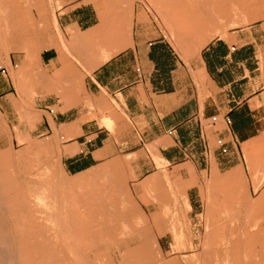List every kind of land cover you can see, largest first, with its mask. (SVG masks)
Here are the masks:
<instances>
[{
	"label": "crops",
	"instance_id": "obj_1",
	"mask_svg": "<svg viewBox=\"0 0 264 264\" xmlns=\"http://www.w3.org/2000/svg\"><path fill=\"white\" fill-rule=\"evenodd\" d=\"M54 2L60 5L56 16L66 51L60 43L43 50L42 65L49 74L72 72L70 63L76 65L85 74L86 96L76 102L44 83L34 99L41 118L29 124L31 116L22 113L0 73V113L13 138L34 132L60 138L61 164L68 175L90 170L125 148L135 153L154 145L165 159L161 167L152 164L156 169L186 178L193 174L217 178L222 171L243 165V157L248 159L244 147L264 140L262 23L224 32L197 49L205 36L199 20L188 17V25L167 29L149 12L148 0ZM92 49L113 55L86 72L82 63L91 61ZM89 99L106 108L90 109ZM114 105L117 115L107 109ZM54 107L51 114L48 108ZM215 115L219 120L213 123ZM225 116L232 119L230 126L225 125ZM103 119L111 125H104ZM218 137L232 138L228 154L217 147ZM147 165L137 163L136 174L150 172ZM251 183L254 188L253 177ZM263 200L264 194L257 203ZM188 201L191 212L198 214L201 204L194 187L188 190Z\"/></svg>",
	"mask_w": 264,
	"mask_h": 264
},
{
	"label": "rangeland",
	"instance_id": "obj_2",
	"mask_svg": "<svg viewBox=\"0 0 264 264\" xmlns=\"http://www.w3.org/2000/svg\"><path fill=\"white\" fill-rule=\"evenodd\" d=\"M148 1L151 3L149 10L151 15L162 20L167 29L174 27L175 24L178 25V23L188 25L189 18L193 19L192 15L188 14L189 9L192 7H198L202 11L204 9L210 11L212 13L211 18L214 19L221 13H226V18L223 21L227 25L233 21L234 15L232 11L238 7L237 2L235 1L234 3L233 0ZM59 6V3L56 4L54 0H0V65L10 69V77H4L3 79L9 84V90L14 92V96L21 104L22 113L26 112L27 115H30L32 122L38 117L41 118L40 114L42 112L36 110L34 99L37 95L38 86L44 85V83L48 87L54 88L55 93L69 97L72 100H76V102L81 101L82 96H86L85 74L76 65L73 66L68 61L73 68L72 72L55 70L49 74L41 62V53L45 49L54 48L60 43L62 49L66 51L63 35L58 30V23L57 25L55 24V19L57 21L56 8ZM12 13L15 17L11 16ZM7 15L11 16L12 19L10 17L7 18ZM181 19L184 21L180 22ZM204 21L207 22L205 19ZM261 23L264 27V17L240 26H230L226 32ZM214 24L216 27L225 26L219 22ZM210 29H213V27L206 29L205 33L208 34ZM7 34L17 36L14 44L9 45L7 43ZM172 40L175 43V40ZM175 44L178 45L179 43ZM89 55H91L90 51ZM12 60L14 65L18 64V67H14ZM90 62H92V57ZM84 65L86 63L83 62L82 66L85 71L91 72L86 70ZM78 74L83 76V83H78ZM69 77L73 78V80ZM19 80L20 82H18ZM70 88H73V90H69ZM87 102L91 104L89 107L92 110L97 109L93 105L106 108L99 106V103H95L94 100L89 99ZM54 108L56 109V107ZM107 109H110L109 114L118 113L116 105L107 107ZM100 113L105 114L103 111H100ZM48 115L50 116V114ZM123 117L125 118V116ZM102 123L107 126L111 125L108 119H103ZM34 125L33 123L31 127L34 128ZM15 129L17 130V128ZM61 143L62 140L60 138L38 135L36 132L26 134L25 137L17 134L13 138L12 128L9 127L7 118L0 113V153H6V151L11 153L10 161L13 163L11 167L14 172L11 168L12 171L9 172V168L4 164L1 167L3 171L8 169L6 171L11 176L16 173L15 176L25 178V181L31 186L34 187L36 185L37 191H34L35 189L31 186L29 188H32L31 190L34 189V192L41 195L43 204L41 207L44 208L46 216L52 215L50 217L52 222L56 223L57 221L55 220L59 218L58 222L63 223L62 217H64V213L70 212V210L79 206V203L80 205L82 204V207H87L89 204H86L87 198L84 199L86 202H83L85 206L81 202L84 197L82 195L83 192L85 194L89 193V196H91L90 192L94 194L97 191L99 193L100 190H102V193L103 191L107 193L110 191H107V189L110 188L103 190V181L105 183V180L108 179L111 182L110 185H112L115 178L129 177L128 185L131 200L124 198L126 201H122V205L129 209L130 219L133 220L132 222L139 224V226H141L140 223L141 221L143 222V219L146 223H157L165 231V234L160 235V237L159 233L157 234L162 250L155 248V258L160 261L161 256L159 253L161 254V251L163 253L162 261L159 262L157 260L158 264H164L165 261V264H209V262L210 264H218L220 260L215 258L210 252L213 249V243L217 240L228 241L238 246L237 248L235 245L233 254V256L236 255L237 257H235L236 264H264V200L257 203V199L264 194V140L251 147L253 156L250 159L252 160L249 161L243 157L242 169L240 167L232 169V171L240 170L234 177V181L229 182L224 179V176L231 170L222 171L217 178L207 175L204 178H199L193 174V177L198 179H196L197 184L188 186L183 192L177 188L170 187L168 182L173 181L178 184H184V182L186 183L193 177L186 178L175 171L163 170L162 168L156 169L155 165L152 164L161 167L163 163L158 158L159 156L151 152L150 146L135 153H130L131 150L125 148L124 151L116 153L110 160L83 172L84 174L72 176L63 170L60 156ZM145 161L148 162L147 166H150L152 170L145 174L136 175L137 177L134 179L130 178L132 174L136 173L137 163ZM86 174L88 177L85 176ZM81 175L86 178L90 177V182L75 188L78 197H82V199L79 198L81 200L78 202L77 196H75L77 200H75V197H73L74 200L71 199V195L68 197L67 194L71 192H69L70 190L65 184H67V181L77 180ZM160 175L164 176L162 180L159 182L155 181L156 177ZM252 177L255 181L254 188L251 183ZM147 178H150V180ZM146 179L151 183L147 182ZM20 181H24V179ZM162 181L165 183H162ZM64 182L65 184L63 185L62 183ZM103 186L105 185L103 184ZM192 187H194L201 204L198 214L191 212L188 201V190ZM261 188L263 190L260 193ZM144 197L147 198L149 203ZM119 201L118 205H121ZM82 207L79 206L81 210L83 209ZM79 208L77 207V209ZM141 213L142 215L144 213L148 220L143 218L144 216L142 217ZM154 213H157L156 216ZM152 217H155L153 219L157 218L158 222L152 220ZM178 222L183 224V228L175 227V223ZM143 223L141 224L143 225ZM169 260H172V263Z\"/></svg>",
	"mask_w": 264,
	"mask_h": 264
},
{
	"label": "bare ground",
	"instance_id": "obj_3",
	"mask_svg": "<svg viewBox=\"0 0 264 264\" xmlns=\"http://www.w3.org/2000/svg\"><path fill=\"white\" fill-rule=\"evenodd\" d=\"M233 1L234 3L235 1L237 2L238 7L232 11L234 15L233 21L227 25H225L223 21L226 18V13H221L223 10L220 12L221 15H218V17L214 19L211 18L212 13L206 9H204V11L198 7H192L189 9L188 14L192 15L194 19L199 20V24L197 26L200 29L205 28L204 30H206L209 29V27H213V29H210L211 31H207L208 34L205 33L204 38L198 43L197 49L205 46L218 34H224V32H226L230 26H240L244 23H249L255 19L264 17V0ZM11 16L15 17L13 13ZM11 16L7 15V18L10 17L12 19ZM204 19L207 20L208 23L205 22ZM215 22H219L225 26L216 27L214 24ZM55 24L57 25L56 19ZM193 28L195 29L196 27ZM16 37L17 36L13 34H7V43L9 45L14 44L17 39ZM101 51L104 53H100L98 49L97 53L96 49L95 51L94 49L93 51H90L91 55L89 56L92 57V62H89L88 64L86 62V65H84L86 70H94L113 55L111 53L107 54L104 50ZM78 75V83H83V76L81 74ZM69 78L73 80V78ZM18 82H20V80ZM71 89L73 90V88H70L69 90ZM101 101L104 103L105 100L101 99ZM117 114L118 113L116 112V115ZM30 120L31 118L28 121L29 124L31 122ZM249 147L250 146H246L244 148L247 158L250 161L252 160L250 159V155H252V148L250 147V150ZM150 150L153 154L159 156L158 158H160L162 162H165L164 157L158 153L156 146H150ZM10 155L11 153H8L7 151L6 153H0V264H158L160 261H162V251L161 254L159 253L161 256L159 261L157 258H155V248L162 250L161 244L157 239V234L159 233L160 237V235L165 234V231L153 221L152 222L156 224H152L150 222L146 223V221L143 219L144 223L141 221V223H143V225L140 223L141 226L132 222L133 220L130 219L131 216H129V209L122 205V201H126L127 198V200L130 199V188L128 185L129 177H114L115 179L113 178L114 180L112 182L113 187H111V182L107 179L105 180V183L103 181L105 186L102 184V187H104L103 190L110 188L107 189V191L110 190L109 192L104 193L105 191H103L102 193V190H100V185L99 193L98 191L94 194L90 192L91 196H89V193H86L88 194L86 195L83 192L82 195L85 197H83V199L80 194V197H78L75 188L89 183L90 177L86 178V174L85 176H79L77 180L67 181V184H65V181L62 184H65L68 190H70L69 192H71L70 194H67L68 197L71 195V199L74 200L73 197L77 196V199L79 200L78 202H80L81 199L84 200L87 198V202L85 200H81V202H86V204H89L87 207H82V204L80 205L79 203V206L84 210H81L79 206H76L73 208V210H70V212L67 211L68 214L67 212L66 214L64 213V217H62L64 220H62L63 223H60V221L58 222V217V220H55L58 223H55L52 222V219L50 218L52 215L46 216L44 214V208L41 207L43 205L42 197L39 193L34 192L37 191L36 185L33 187L27 181H25V178L21 177L24 179V181H20L23 179L19 177V180V178L15 176L16 173H13L14 176H11L9 173L12 171L11 169H13L11 167L13 163L10 161ZM2 164L9 168V170L6 169L9 171L8 173L6 170V172L3 171L1 167ZM239 171L235 170L229 172L224 176V179L229 182L234 181V177ZM136 175L137 174L134 173L132 176H130V178L134 179L137 177ZM162 177L164 176H157L155 181H161ZM150 178L147 179L150 180ZM196 179L197 178L194 177L193 179L186 181V183L184 182V184H178L176 182L170 181L168 182V185L183 192V190H185L188 186L197 184L198 179ZM148 180L147 182L151 183ZM163 182L164 181H162V183ZM29 186L33 187L35 190H31L32 188L30 189ZM77 199L75 197V200ZM144 199H146V201L149 203L147 198L144 197ZM118 201L121 203V205H118ZM77 207L79 209H77ZM156 214L154 213L155 216ZM143 216L144 213L142 217ZM146 217L144 216L143 218L148 220ZM153 218L155 217H152L151 219L157 221V218ZM175 227L183 228V224L179 222L175 223ZM186 231H188V229ZM235 245V243L232 244L228 241L217 240L213 243V249H211L212 251L210 249L209 250L211 254L215 256V258L220 260L218 264H236V255L233 256L235 247L237 246ZM157 260L159 262H157ZM169 261L172 263V260Z\"/></svg>",
	"mask_w": 264,
	"mask_h": 264
},
{
	"label": "built area",
	"instance_id": "obj_4",
	"mask_svg": "<svg viewBox=\"0 0 264 264\" xmlns=\"http://www.w3.org/2000/svg\"><path fill=\"white\" fill-rule=\"evenodd\" d=\"M14 67L15 68L18 67V64H15ZM0 73L6 78L10 77V69L9 68H6L4 66L0 67ZM48 110L51 114L55 113V108H48ZM218 120H219L218 115H215L212 117L213 123H216ZM223 121H224L226 126H230L232 124V119L229 116H225L223 118ZM170 133H172V131H170ZM230 140H232V138L231 139H225L224 137H218L217 138L216 145L223 154H228L230 152V149L228 146Z\"/></svg>",
	"mask_w": 264,
	"mask_h": 264
}]
</instances>
